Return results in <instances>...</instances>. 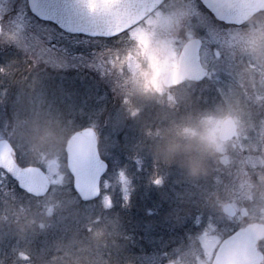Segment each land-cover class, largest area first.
<instances>
[{
    "label": "rangeland",
    "instance_id": "1",
    "mask_svg": "<svg viewBox=\"0 0 264 264\" xmlns=\"http://www.w3.org/2000/svg\"><path fill=\"white\" fill-rule=\"evenodd\" d=\"M15 4L16 13L9 17L4 13L10 3L0 2V139L11 136L13 140H9L19 158L42 165L52 184L43 198L13 194L21 206L16 216L3 217L6 213L0 207V222L3 221L0 242L4 239L8 242L12 251L9 255L15 256L12 264H44L63 251L59 248L61 244L74 253L80 264H164L168 261L199 264L206 255H214V245L202 246V241L216 235L222 240L249 222L239 216L227 217L206 198L216 190H223L235 194L240 203L247 202L245 171L264 167L258 163L259 157L264 155V102L257 99L260 92L240 94L246 118L254 122V126L241 133L235 147H229L226 162L211 163L207 175L192 176L181 164L158 159L154 151L146 147L152 143L148 138L153 139L157 127L147 126L149 131L144 133L133 129L129 138L126 134L125 145L131 152L127 159L135 172L129 169L130 176H127L122 171L125 169H111L102 178L99 198L85 203L71 192L72 179L64 172L61 146L62 140L67 139L64 133L68 128L80 124L92 126L102 142L101 152L113 158L118 148V131L135 125L130 121L132 118L141 119L143 112L153 116L152 112L157 109L162 120L153 117L149 123L156 119L157 126L158 122H164L163 127L198 124L203 115L219 113L226 107V101L238 94L239 67L246 55L238 48L229 51L232 64L228 66L229 61L223 65L217 63L213 52H209L210 45L222 42L221 37L227 32L209 26L205 13L197 4H191L193 15L185 23L204 39L203 62L208 67L211 63L212 69L202 82H187L173 88L176 100H157L138 93L112 68L110 57L114 58V49L118 47L116 38L69 36L55 25L37 20L27 10L25 0ZM197 89L204 97L201 99L199 95L195 100L196 109L189 111L200 114L187 116L183 113L188 108L185 103ZM125 95L141 108L138 115L130 114ZM9 115L15 122L20 118L35 121L40 126L37 132L49 122L60 132L59 171L35 159L16 135L15 123L11 124ZM175 115L179 120L173 117ZM143 137H146L145 142L138 144L143 142ZM158 176L163 178L162 183H157ZM0 184H8L3 171H0ZM134 189L135 196L132 195ZM55 200L60 203L51 216L46 215L47 204ZM139 202L145 203V210H140L142 207L132 213L130 210L123 217L126 205L138 206ZM252 212L255 219L264 221V211L252 208ZM26 216L35 217L37 222L43 220L45 227L37 223L22 232L16 221ZM258 247L264 251V242ZM22 248L31 252L30 260L18 259L17 252Z\"/></svg>",
    "mask_w": 264,
    "mask_h": 264
},
{
    "label": "clouds",
    "instance_id": "2",
    "mask_svg": "<svg viewBox=\"0 0 264 264\" xmlns=\"http://www.w3.org/2000/svg\"><path fill=\"white\" fill-rule=\"evenodd\" d=\"M98 2L112 5L99 11L97 16L101 24L114 29L110 35L116 38L118 47L114 49V58L110 57L112 68L123 75L126 82L141 95L157 100H176L177 94L172 89L196 79L195 66L187 65L179 55L181 47H191L198 39L195 29L185 23L193 15L192 0ZM259 2L261 7L256 8L240 22L246 27L240 31L238 48L249 59L239 67L238 94L233 99H228L226 107L219 113L209 112L203 115L198 124L183 123L174 127H158L155 136L159 139L151 145L158 159L169 163L177 162L186 167L192 176L207 175L211 171V163L226 162L225 154L229 147H235L241 133L254 126V122L246 118L240 94L260 92L261 95L257 99L264 102V0ZM169 3H179L180 7L170 8ZM231 6H234V3ZM170 74L176 77L175 84L171 83ZM124 100L132 116L141 112V108L129 95H125ZM38 128L40 126L35 121L26 118H20L14 124L16 135L27 145L28 151L35 159L59 171L60 156L57 145L61 134L51 122L37 132ZM15 151L13 145V159ZM258 163L264 165V155L259 157ZM60 175L64 174L60 172ZM162 179L158 176L157 183H162ZM245 180L248 186L246 203H240L235 194L223 190L214 191L206 199L225 214H230L236 209L240 219L247 218L248 226L256 233L259 241L264 239V221L254 218L252 208L264 211V167H257L254 171L246 170ZM59 203V200L48 203L46 215L51 216ZM16 223L22 232L37 223L39 227H45V222H37L35 217H28L26 220H20L18 217ZM220 241L221 237L218 235L209 236L207 241H202L201 244L214 245L212 251L215 253ZM59 248L63 251L54 254L44 264H80L71 250L63 244ZM17 257L30 260L31 252L22 248L17 252ZM254 259L249 253L248 260ZM199 264H217L215 255H206ZM256 264H264V261H256Z\"/></svg>",
    "mask_w": 264,
    "mask_h": 264
},
{
    "label": "water",
    "instance_id": "3",
    "mask_svg": "<svg viewBox=\"0 0 264 264\" xmlns=\"http://www.w3.org/2000/svg\"><path fill=\"white\" fill-rule=\"evenodd\" d=\"M217 19L227 23L241 24L256 8L261 7L260 2L255 3V7L244 8L246 0H201ZM50 3V0H27L30 12L42 21L55 24L62 31L69 34H82L89 37L111 38V29L101 24L98 19L93 24H71L68 25L72 30L59 27L55 21L45 20L36 13L43 12ZM234 3V6H231ZM248 3V2H247ZM112 7L109 3H99L98 0H86L85 11L88 13H98ZM35 8V12L33 11ZM84 28L85 31L78 29ZM202 40L197 41L191 47H182L180 56L184 58L187 65L195 66L196 81L203 80L208 75L200 59V49ZM171 83L175 84L176 77L169 75ZM66 165L73 179V188L82 201H92L97 199L101 193V179L108 169V163L104 160L99 151V137L96 130L87 126L73 132L65 144ZM0 168L8 174L12 173L19 178L24 188L21 189L27 194L34 197L45 196L50 187L51 180L46 171L37 165H20L16 158L13 159L12 144L6 138L0 139ZM10 175V174H9ZM11 176V175H10ZM12 178V176H11ZM13 179V178H12ZM236 209L228 217L236 215ZM249 224L238 228L226 236L218 245V251L215 256L219 255L220 264H256V261H262L264 253L257 246V236ZM227 241V243H225ZM231 253V255H230ZM249 253L255 258L253 261L248 260ZM164 264H183L168 261Z\"/></svg>",
    "mask_w": 264,
    "mask_h": 264
},
{
    "label": "trees",
    "instance_id": "4",
    "mask_svg": "<svg viewBox=\"0 0 264 264\" xmlns=\"http://www.w3.org/2000/svg\"><path fill=\"white\" fill-rule=\"evenodd\" d=\"M11 79V78H10ZM201 96L200 98L201 99H203V97H204V93H199V91H198V89H197V91L195 92V94L193 93L192 95H191V97H189V99H188V101L186 102V103H188V104H186L185 103V107L187 108L186 110H184V112L183 113H186V115L187 114H194V115H199L200 113H198V112H195V113H191L189 110L191 109V108H193V109H196V107H197V102H195V100L197 99V97L198 96ZM151 112H152V110H151ZM159 112V110L157 109L156 111H153L152 113V115L153 116H146L147 114H148V112H143L142 113V115L143 116H140L141 117V119H138L137 121L135 120L134 121V119L135 118H132L130 121H132V122H135L136 124L135 125H130V121L128 122L129 123V125L131 126V127H129V128H127V129H125V131H118V133H117V140H118V144H117V147L118 148H115V150H114V160L112 161V159L113 158H108L107 156L105 157L104 155H103V152H101V154H102V156L107 160V162L109 163V169H108V171H107V173L108 172H110L111 171V169H113V168H120V169H125V170H123L125 173H127L128 175L127 176H130L129 175V169H131L132 171H134L132 168H131V162H129L128 161V157H129V154L131 153L130 152V150H129V148H128V146H126L125 145V143H126V141H128V138H129V135H130V133L133 131V129H135V130H138V129H140L143 133L144 132H148L149 131V128L148 127H150V128H155V127H163V125H164V122L163 121H160V122H158V126H157V122H155V120L156 119H160V120H162L160 117H161V114H157ZM165 112V111H164ZM190 112V113H189ZM8 113H11V112H9L8 111ZM17 114H18V112H16ZM10 116V118H11V115H9ZM156 116V117H155ZM188 116V115H187ZM153 117L154 118H156L155 120H153L152 122H150L149 123V121L150 120H152L153 119ZM174 118H177V120H179V118H178V116L177 115H175V116H173ZM162 122H163V124H162ZM15 123V120L14 119H12L11 118V124H14ZM147 123V124H146ZM146 126H145V125ZM143 126H145V127H147V128H143ZM82 127H84V125H82V124H80V126L79 127H76V128H68V130L64 133L65 134V137H67L68 138V136L71 134V133H73L75 130H77V129H79V128H82ZM126 128V127H125ZM156 128V129H157ZM124 132H126V133H124ZM126 134H128V138L126 137ZM8 136V135H7ZM145 138L146 137H143V142H140V143H138V144H142V143H144L145 141ZM153 139H151V138H148V142H152L151 144H146V147H148L149 149H151V151H153V149H152V147H151V145L155 142V140H157V139H159V137H157V136H154V137H152ZM9 139L12 141L13 140V138L11 137V136H9ZM64 140L65 139H63L62 140V151H63V155H64V164H63V169H64V172L71 178V176H70V174H69V172H68V169H67V167H66V156H65V151H64V147H65V142H66V140H65V142H64ZM154 141V142H153ZM102 142L100 141V143H99V147H100V150H101V146H102V144H101ZM145 145V144H144ZM140 146H142V145H140ZM143 147V146H142ZM144 148H145V146H144ZM16 149V148H15ZM15 154H16V158H17V161L20 163V164H22V165H29V164H35V165H40L39 163H37L36 161H34V160H29V162H27L26 163V161H23L21 158H19V156H18V152H17V150L15 151ZM40 166H42V165H40ZM184 168H186V167H184ZM0 171H3L4 173H5V175H6V177H7V183L8 184H6V186H4L3 184H0V207L3 209V211L6 213V214H4L3 215V217L5 216V215H7V214H9V215H15L16 216V213H17V211L18 212H20V208H21V206L19 205V203L15 200V198H13L12 197V195L14 194V195H21V194H23V195H25L26 197L27 196H30V195H28V194H26L25 192H23L22 190H20L18 187H17V184L15 183V181L14 180H12L11 178H10V176L4 171V170H2V169H0ZM135 172V171H134ZM106 173V174H107ZM72 179V178H71ZM70 187H71V192H72V194H74L75 196H77L76 195V193H75V191L73 190V187H72V183L70 182ZM132 189V188H131ZM138 190V189H137ZM14 191H16V192H14ZM12 192H14V193H12ZM135 192H136V190L134 189L133 191H132V195L133 196H135ZM30 197H32V196H30ZM32 198H34V197H32ZM133 198V197H132ZM3 205H4V207L5 208H3ZM134 206V207H133ZM140 207H142V208H140ZM137 208H140V210H145V208H146V206H145V203L144 202H139L138 203V206L137 205H134V203H132V206L131 205H126V208H125V210H124V216L123 217H126V215H128L129 213H130V210H131V213L132 212H134V211H136V209ZM171 209H173V207H171ZM144 213V212H143ZM7 217V216H6ZM130 217V216H129ZM134 218H137V217H134ZM24 220H26L27 219V216H26V218H23ZM129 219V218H128ZM2 222L3 221H1L0 222V224L2 225ZM12 226H13V229H14V225L12 224ZM0 243H2L1 244V253H0V264H12V261H14V258H15V256H13V257H11V255H9L10 253H12V251H10L11 249H10V247H9V244H8V242L4 239V240H2ZM11 244H12V242H11ZM2 249H3V251H2ZM14 252V251H13ZM8 259V260H7Z\"/></svg>",
    "mask_w": 264,
    "mask_h": 264
},
{
    "label": "flooded vegetation",
    "instance_id": "5",
    "mask_svg": "<svg viewBox=\"0 0 264 264\" xmlns=\"http://www.w3.org/2000/svg\"><path fill=\"white\" fill-rule=\"evenodd\" d=\"M17 1H20V0H1L0 1L3 3L4 2H7L8 4L10 3L6 12L4 13L5 16L11 17L16 13V4L15 3H17ZM258 1L259 0H246L244 3V8L255 7V3ZM194 3L197 4V6L202 10V13H205L206 17L209 18V26H214V28L217 27V29H219L223 32H227V33H224L225 36L221 37V38H223L222 42H213L210 45L209 52L210 53L213 52L214 59L217 61V63H219L220 65H223L224 62L229 61V64H228V66H229L230 64L233 63V59L231 58V54H229V51L238 49V43L236 41L240 40V31L242 28L246 27V25H244V24H233V23H227V22L221 21V20L217 19L215 17V15L203 5L201 0H192V4H194ZM178 5H179V3H175V4L169 3L168 6L171 8V7H176ZM231 30H233V31L231 32ZM234 31H237V33H235ZM67 35H69V34H67ZM69 36L89 38V37L84 36V35H69ZM196 36L202 40V46H201V50H200L201 63L208 69L209 74H210V71L212 69L211 68L212 64L209 63V67H208L203 62V60H204L203 48L205 47V41L201 36H199V35H196ZM94 39L99 40L102 38H94ZM104 40H109V39H104ZM180 51H181V49H180ZM247 58H248L247 56H244L241 59L242 63L247 61L248 60ZM230 59H232V61ZM189 82H192V81H189ZM193 82H195V81L193 80ZM237 216H239L238 212H236V215L232 218H235ZM247 224H249V222L243 224L242 226H245ZM242 226H240V227H242ZM262 241L264 242V239L259 240L258 244H260V242H262ZM262 252L264 253V251H262ZM262 261H264V256H263Z\"/></svg>",
    "mask_w": 264,
    "mask_h": 264
},
{
    "label": "snow or ice",
    "instance_id": "6",
    "mask_svg": "<svg viewBox=\"0 0 264 264\" xmlns=\"http://www.w3.org/2000/svg\"><path fill=\"white\" fill-rule=\"evenodd\" d=\"M41 2V0H39ZM86 0H50L49 5L43 8L44 11L36 13L40 15L41 18L45 20L55 21V23L66 30L71 31L72 29L68 27L71 24H93L97 20L98 13H88L85 11ZM35 12V8H33ZM241 22V21H238ZM79 31H85L86 29L80 28ZM18 188L23 189V184L20 183L19 178L14 174L9 173ZM227 243V241H225ZM217 264H220L219 255L215 256Z\"/></svg>",
    "mask_w": 264,
    "mask_h": 264
}]
</instances>
